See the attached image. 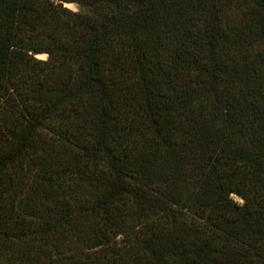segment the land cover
<instances>
[{
  "label": "trees",
  "instance_id": "16d2710c",
  "mask_svg": "<svg viewBox=\"0 0 264 264\" xmlns=\"http://www.w3.org/2000/svg\"><path fill=\"white\" fill-rule=\"evenodd\" d=\"M0 264H264V0H0Z\"/></svg>",
  "mask_w": 264,
  "mask_h": 264
},
{
  "label": "rangeland",
  "instance_id": "374dc122",
  "mask_svg": "<svg viewBox=\"0 0 264 264\" xmlns=\"http://www.w3.org/2000/svg\"><path fill=\"white\" fill-rule=\"evenodd\" d=\"M66 6L73 11H78V9H79L76 4H66ZM38 58H40L42 60H46L47 55H40V56H38ZM235 199L238 200L239 202H241V200L238 197H235Z\"/></svg>",
  "mask_w": 264,
  "mask_h": 264
}]
</instances>
